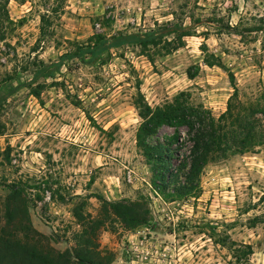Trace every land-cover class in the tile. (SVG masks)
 Returning <instances> with one entry per match:
<instances>
[{
	"label": "rangeland",
	"instance_id": "1",
	"mask_svg": "<svg viewBox=\"0 0 264 264\" xmlns=\"http://www.w3.org/2000/svg\"><path fill=\"white\" fill-rule=\"evenodd\" d=\"M169 22L192 26L177 51L111 49L92 65L74 59L38 80V97L25 85L33 60L56 61L94 34ZM229 74L232 107L264 109V0H0L1 225L5 186L18 184L42 245L63 252L81 231L72 210L82 201L83 214L100 220L94 196L143 197L151 227L125 230L111 216L97 232L111 264H264V144L209 162L200 196L173 202L154 191L136 145L139 102L155 108L183 94L217 118L235 94ZM179 134L182 156L185 128L163 126L149 142L170 145L175 156Z\"/></svg>",
	"mask_w": 264,
	"mask_h": 264
},
{
	"label": "trees",
	"instance_id": "2",
	"mask_svg": "<svg viewBox=\"0 0 264 264\" xmlns=\"http://www.w3.org/2000/svg\"><path fill=\"white\" fill-rule=\"evenodd\" d=\"M226 27L227 31L233 29ZM191 29L192 26L169 22L144 32H118L110 36L94 34L85 43L74 44L72 51L61 54L56 61L45 63L33 60L30 64L31 80L25 85L38 97L43 85L32 88L38 80L52 79L74 59L81 64L92 65L111 49L133 47L147 57H151V50L158 48L164 53L177 51L183 47L184 39L192 35ZM229 80L235 94L229 98L227 110L217 118L203 107L189 104L183 94L155 108L138 103L141 123L136 132V145L151 169L154 191L165 200L173 202L198 198L200 176L209 162L224 158L228 153H249L264 144V126L255 118L257 114L264 117V109L235 110L232 101L236 99V88L232 74H229ZM6 95L0 91V104ZM248 114L255 118L252 122ZM163 126L176 131L181 128L187 130L186 142L190 146L184 155H179L182 147L180 134L176 138L175 156L170 145L149 142ZM174 159L176 166L172 165ZM5 187L8 196L4 204L5 222L3 225L0 223V264H111L113 255L99 251L96 243L97 232L107 218L114 217L125 230L151 227L150 211L143 197L136 201H108L97 195L94 198L100 202V220L83 214L85 204L82 201L72 210L81 227V231L74 235V246L55 252L42 245L41 236L33 229L25 188L18 184ZM169 189H172L171 192Z\"/></svg>",
	"mask_w": 264,
	"mask_h": 264
}]
</instances>
